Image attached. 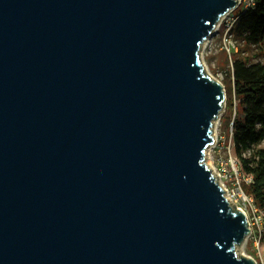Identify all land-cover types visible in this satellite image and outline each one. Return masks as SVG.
I'll use <instances>...</instances> for the list:
<instances>
[{
    "label": "water",
    "instance_id": "obj_1",
    "mask_svg": "<svg viewBox=\"0 0 264 264\" xmlns=\"http://www.w3.org/2000/svg\"><path fill=\"white\" fill-rule=\"evenodd\" d=\"M236 2L0 0V264H253L204 163Z\"/></svg>",
    "mask_w": 264,
    "mask_h": 264
},
{
    "label": "rangeland",
    "instance_id": "obj_2",
    "mask_svg": "<svg viewBox=\"0 0 264 264\" xmlns=\"http://www.w3.org/2000/svg\"><path fill=\"white\" fill-rule=\"evenodd\" d=\"M250 0H237L236 5L218 16L210 33L201 41L198 50V60L206 73L222 88L223 100L217 117L210 127L212 141L207 145L204 155V163L212 170L216 183L223 188L224 196L228 201L230 211L242 213L248 228L245 236L232 245V250L237 257H245L253 264H262L264 259V245L258 246L254 242V226L252 225V212L249 203L244 201L241 191L242 182L246 176L241 173L238 161L232 150V143L228 144L230 134V120L234 116L233 110L228 106V87L231 77V63L234 53L247 58L250 62L264 63V42L259 45H250L229 38L227 27L234 20L235 15L245 9ZM224 135L225 142H217L216 137ZM264 146V142L261 144ZM235 164V169L232 167ZM226 169V173L222 170ZM244 192V191H243ZM245 194V192H244Z\"/></svg>",
    "mask_w": 264,
    "mask_h": 264
},
{
    "label": "trees",
    "instance_id": "obj_3",
    "mask_svg": "<svg viewBox=\"0 0 264 264\" xmlns=\"http://www.w3.org/2000/svg\"><path fill=\"white\" fill-rule=\"evenodd\" d=\"M232 39L250 45L264 42V0L239 11L227 30ZM230 83L226 86L228 106L234 116L228 123L231 143L242 174L250 180L242 182L245 194L264 210V63L250 62L234 53ZM264 245V224L260 235Z\"/></svg>",
    "mask_w": 264,
    "mask_h": 264
},
{
    "label": "built area",
    "instance_id": "obj_4",
    "mask_svg": "<svg viewBox=\"0 0 264 264\" xmlns=\"http://www.w3.org/2000/svg\"><path fill=\"white\" fill-rule=\"evenodd\" d=\"M255 0H250L249 1V4L247 5V7L249 6H252L254 4ZM245 7V8H247ZM232 22H230L228 24V27H227V30L229 29V27L231 26ZM228 35V34H227ZM229 38H231L230 35H228ZM231 129H230V134H229V138L227 139L228 140V144L231 143ZM216 141L219 143V142H225L226 141V137L224 135H219L218 137H216ZM232 164V167H234L235 169V164L234 162L231 163ZM222 170L225 172L226 169L222 168ZM226 173V172H225ZM246 180H250V177L246 176ZM241 194L243 196V199L244 201L248 202L250 207H251V212H252V225L254 226V234H253V237H254V242L255 244L258 246L260 244V235H261V232H262V225L264 224V210H261L259 208H257L253 202H252V198L247 196L246 194H244L243 191H241ZM261 263L264 264V259L261 258Z\"/></svg>",
    "mask_w": 264,
    "mask_h": 264
}]
</instances>
